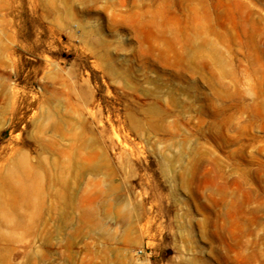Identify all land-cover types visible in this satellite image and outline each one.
<instances>
[{
	"label": "rangeland",
	"instance_id": "374dc122",
	"mask_svg": "<svg viewBox=\"0 0 264 264\" xmlns=\"http://www.w3.org/2000/svg\"><path fill=\"white\" fill-rule=\"evenodd\" d=\"M0 264H264V0H0Z\"/></svg>",
	"mask_w": 264,
	"mask_h": 264
}]
</instances>
